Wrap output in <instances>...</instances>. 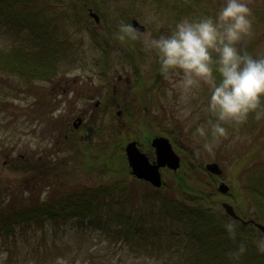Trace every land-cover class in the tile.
<instances>
[{
    "label": "trees",
    "instance_id": "16d2710c",
    "mask_svg": "<svg viewBox=\"0 0 264 264\" xmlns=\"http://www.w3.org/2000/svg\"><path fill=\"white\" fill-rule=\"evenodd\" d=\"M41 1L0 0V26L20 37L19 44L8 50H0V74L23 79L27 88L34 81L45 82L54 78L60 71V59L74 50L67 25L72 23L76 29L83 28L88 21L90 5L98 14L105 15L103 22L109 37L101 35V38H93L95 43L108 52V44L117 42L123 46L119 49L120 57H125L128 65L135 68H139L136 57L145 60L147 52L140 48L138 40L127 36L124 41L116 38L120 21L131 25L130 20L138 17L133 11L134 7L127 9L128 11L110 9L109 12L105 8L106 0H56V3L47 4H41ZM120 1L122 0L112 2ZM130 1L133 5L150 2L164 7L156 10L160 13L167 10L172 15L170 18H174L169 35L184 18L208 16L204 8L193 5V0H179L172 6H169L168 0ZM54 6L65 7V11L53 13ZM261 15L263 19L259 22H264V13ZM91 34L94 36L93 32ZM263 36L264 34L259 40L246 45L251 55L256 42H261ZM150 69L156 76L161 71L156 53ZM2 79L9 84L6 79ZM250 116L254 121H259L254 118V113ZM208 119L215 118L208 113L201 124ZM223 126L227 131L239 127L232 123ZM135 127L134 131L139 132L140 126ZM252 130L254 129L247 132ZM141 132L150 134L147 127ZM194 132L195 129L190 131L191 134ZM116 133L113 132L109 139L101 138L95 145H91L88 140L83 141L81 146L76 138L72 137L70 141L62 138L61 143L68 141L66 143L71 150L63 157L52 158L49 162L48 159L43 160L44 156L30 162L29 157L22 153L15 155L13 159L4 156L0 168L26 175L36 174L39 179L43 177V181L48 178L61 184L60 181L68 173L75 177L74 180H88L92 174H97V178L92 184L81 183L80 186L77 183L75 185L78 187L61 191L57 195L51 190L49 193L45 190L35 193L32 189H26V186L25 189L16 186L14 190L9 189L10 187L4 192L1 190L0 244L15 245L16 238L20 235L21 243L26 245L37 236L36 231H41L44 240L48 228L54 231L62 225H69L81 230L98 231L110 243L119 242L131 252L149 256L154 261L152 264H264L263 235L252 224L244 226L224 214L218 200L219 197L230 194L217 190L213 175L206 171L205 179L197 177L186 160L181 164L186 172L174 175L170 186L165 188L163 182L160 188H154L145 181H140L138 185L135 183L138 180L125 177L127 164L125 156L121 154L124 151L123 142L120 143V132L117 136ZM198 138L202 143L207 142L205 138ZM208 139L210 140V136ZM186 155L188 158L189 154ZM257 165L260 167L253 170L244 186L245 199L241 196L237 201L235 196L234 204L236 211L241 208L240 205L243 212L249 207L253 208L251 218L264 224V159ZM198 166L205 171L202 164ZM36 182L35 185L39 186L41 181ZM243 212L242 216H245ZM230 221L236 222L233 232L227 229ZM38 245L41 246L39 242ZM50 246L51 244L42 253V264L46 263L44 260L50 252ZM56 248L55 245L54 249Z\"/></svg>",
    "mask_w": 264,
    "mask_h": 264
},
{
    "label": "rangeland",
    "instance_id": "374dc122",
    "mask_svg": "<svg viewBox=\"0 0 264 264\" xmlns=\"http://www.w3.org/2000/svg\"><path fill=\"white\" fill-rule=\"evenodd\" d=\"M106 1L105 8L109 12L110 9L128 11L127 9L134 7L133 11L138 16L134 19L144 25V29L140 32L144 36L150 35L151 38L167 36L170 27L174 24V18H170L172 15L167 10L161 13L156 10L164 9L156 3L133 5L130 0L116 3L112 2L113 0ZM178 1L168 0L169 6L176 5ZM244 2L249 5L253 14V35L247 39L249 44L251 41L259 40L264 34V22H259L262 18L261 14L264 13V0H244ZM47 3H56V0L41 1V4ZM193 3L194 6L204 8L208 16L215 18L224 0H193ZM88 7L91 8V12L97 14L98 21L89 14L87 24L83 28L76 29L72 23L67 25L70 40L74 42V50H70L60 59V71L54 78L45 82L34 81L33 85L27 88L23 79L0 74V152L2 153L0 166L4 156L13 159L19 153L25 157L28 156L30 162L42 156H44L43 160L48 159V162L52 158H61L71 150L66 142L72 137L83 146V137L77 136L78 131L73 128L74 121L79 119L80 124L84 126L82 128L85 130H83L84 139L87 138L85 137L87 127H92L90 138L87 139L91 141V145H95L101 138L109 139L113 132H120L123 150L126 141L131 137H148L150 134L163 136L157 133L165 131L164 134L169 136L170 142L174 141L173 148L182 162L187 160V165L192 168L197 177L202 179L206 177V171H202L198 165L218 163L222 175L216 176L223 178L221 182L229 187L230 194L227 197H219L218 205L224 212L221 203L228 202L236 210L235 196L237 201L241 196L245 199L244 186L249 176H252L253 170H258L257 168L260 167L257 164L264 159V118L259 122L254 121L249 115L246 123L238 125L239 127L232 131H227V138L214 144L212 153L204 151V143L198 135L194 136L196 132L191 134L190 131L196 130L208 114L204 110L209 96L207 86H202L198 90L194 89L188 95L187 102H183L181 100L183 93L176 86L180 76L164 74L161 71L158 76L155 72L152 73L150 68L155 59V51L145 47L143 38L137 40L140 48L147 53L144 61L136 57L139 68L128 65L125 57H120L119 49L123 46L115 41L108 44V52H105L93 39L101 38V35L108 36L103 22L105 15L94 11L92 5ZM98 8L101 10L100 5ZM52 10H54L53 13L65 11V7L54 6ZM194 12L199 13L197 10ZM127 40L129 41L128 38ZM19 42L20 37H16L0 26V50H8ZM252 54L254 57L263 58L264 36L261 42H256V48ZM105 62L108 66L104 64ZM103 70L106 73L102 72ZM2 78L9 84L4 83ZM185 110H188V115L184 114ZM252 121L254 123L251 126ZM135 126H140L139 132L134 131ZM145 127L149 135L142 134L141 130H145ZM251 128L254 130L247 132ZM62 138L68 141L62 144ZM141 141L145 143L144 140L141 139ZM196 149L201 150L199 157L194 154ZM186 153L189 154L188 158L192 157L191 160L187 158ZM121 154L125 156V150L121 151ZM125 160L127 164L125 177L135 180L136 178L130 174L126 156ZM185 172L182 166L176 172L167 167L164 176V172L161 171L165 188L172 184L174 175ZM90 176L88 180H74L75 177L68 173L60 184L48 178V182L43 181L44 178L39 179L36 174L26 175L12 169L9 171L6 168H0V191L4 192L8 187L14 190L16 186L19 189H25L24 186H26V189H32L35 193L39 190L49 193L51 190L57 195L61 191L78 187L75 185L77 183L80 186L81 183H94L97 174ZM103 178L102 176L101 179ZM36 180L41 181L39 186L35 185ZM77 180L81 182H76ZM140 181L135 183L140 185ZM46 186L49 188L44 189ZM215 186L217 188L218 185ZM56 187H58L57 191ZM239 207L241 208L237 207L236 212L242 216L243 207L241 205ZM245 211L243 219H251L254 209L249 207ZM36 233H38L37 236H34V239L26 245L21 243L20 235L17 236L15 245L0 244V264H42V253L44 254V249L50 244V252L45 256V264H55L57 258H63L66 264H152L154 262L149 256L131 252L119 242L110 243L103 234L92 229L81 230L69 225H62L54 231L48 228L44 240L40 234L41 231Z\"/></svg>",
    "mask_w": 264,
    "mask_h": 264
},
{
    "label": "clouds",
    "instance_id": "9594fccd",
    "mask_svg": "<svg viewBox=\"0 0 264 264\" xmlns=\"http://www.w3.org/2000/svg\"><path fill=\"white\" fill-rule=\"evenodd\" d=\"M252 25V9L244 0H224L215 18H184L170 35L151 38L122 22L116 38H143L145 47L155 51L161 72L180 76L176 86L183 93V102L194 89L207 86L204 110L215 119L199 125L196 134L207 141L203 150L212 153L214 144L228 136L224 124L241 125L253 113L256 120L264 117V58L254 57L246 49ZM200 151L196 149L194 154L199 157ZM235 226L230 221L228 231L233 232ZM55 264L66 261L57 258Z\"/></svg>",
    "mask_w": 264,
    "mask_h": 264
},
{
    "label": "water",
    "instance_id": "95a60500",
    "mask_svg": "<svg viewBox=\"0 0 264 264\" xmlns=\"http://www.w3.org/2000/svg\"><path fill=\"white\" fill-rule=\"evenodd\" d=\"M89 14L95 19V21H98L97 14L91 12V10ZM131 25L132 27L138 29L139 32L144 29V25L140 24L139 21L134 18L132 19ZM76 121L73 123L74 128H77L81 123L80 119ZM86 130L87 134H85V137L90 138L92 127H88ZM151 145L155 149L156 161L150 162L145 153L140 151L136 141H131L125 145V156L127 158L128 166L130 167V174L138 179L149 182L154 187H160L162 184L160 168L166 166L169 169L176 170L180 166V157L173 150L171 143L166 137H154L152 139ZM205 168L210 173L218 175L221 174V169L217 162L207 163ZM228 189L229 187L225 183L221 182L218 184V190L220 192L225 193L228 191ZM221 207L224 209V212L227 216H230L234 220L240 221L242 225L253 223L264 236V224L257 222L253 218L247 220L242 219L235 212L233 205L228 202L221 203Z\"/></svg>",
    "mask_w": 264,
    "mask_h": 264
},
{
    "label": "flooded vegetation",
    "instance_id": "af4514ba",
    "mask_svg": "<svg viewBox=\"0 0 264 264\" xmlns=\"http://www.w3.org/2000/svg\"><path fill=\"white\" fill-rule=\"evenodd\" d=\"M96 103H98V101H97ZM115 115L117 116V112L115 113ZM83 127H84V126H82V124H80V125L78 126V128L76 129V131H78V136L80 135L81 138L83 137V141L85 142V141H87V140L84 139V131H85V130L82 129ZM83 130H84V131H83ZM82 131H83V133H82ZM82 134H83V136H82ZM157 135H163V136H166V137H167V135H165L162 131H159V132L157 133ZM154 136H156V135H152V136H151V134H150L148 137H143V136H142L141 138L131 137V138H129L126 142L128 143V142H130V141H134V140H135L136 143H137L138 148L140 149V151H142L143 153H145V154L148 156L150 162H153L154 159H155V149H154V147L151 145V142H152V139H153ZM167 138L170 139L169 136H168ZM141 139L145 141L144 144L142 143ZM169 141H170V140H169ZM81 142H82V141H81ZM127 143H126V144H127ZM126 144H125V145H126ZM143 146H145V148H144ZM161 171L164 172V174H163V176H164V175H165L166 168H162ZM213 176H214L213 179H214V181H215V185H218L221 181H223V178H218L216 175H213ZM251 224H252V223H251Z\"/></svg>",
    "mask_w": 264,
    "mask_h": 264
}]
</instances>
